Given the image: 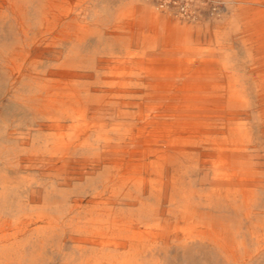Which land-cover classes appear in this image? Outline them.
I'll return each mask as SVG.
<instances>
[{
  "label": "bare ground",
  "instance_id": "bare-ground-1",
  "mask_svg": "<svg viewBox=\"0 0 264 264\" xmlns=\"http://www.w3.org/2000/svg\"><path fill=\"white\" fill-rule=\"evenodd\" d=\"M223 3L246 22L187 26L168 0H0V88L32 117L0 132V264L40 262L33 238L91 251L82 264H193L246 235L227 209L255 222L263 264L264 0Z\"/></svg>",
  "mask_w": 264,
  "mask_h": 264
},
{
  "label": "rangeland",
  "instance_id": "rangeland-1",
  "mask_svg": "<svg viewBox=\"0 0 264 264\" xmlns=\"http://www.w3.org/2000/svg\"><path fill=\"white\" fill-rule=\"evenodd\" d=\"M170 8L176 12L187 13V17H191L192 21L186 23L187 26H208L211 29H224L227 27V22L234 17L242 18L243 22L247 20V9L228 13L223 9L225 0H168ZM138 5V4H137ZM185 8V9H184ZM221 11L218 12V9ZM248 8H255L249 6ZM186 10V11H185ZM248 13V14H247ZM183 58L181 56L168 53L164 56V59L169 58ZM174 68L170 70L173 73ZM2 75L0 74V79ZM14 95L13 92L6 91L0 88V132L15 119H21L28 123L32 118L27 112H16L14 108ZM3 136L0 134V141L3 140ZM37 175V174H35ZM227 225H233L239 232L246 235H227V252L220 251L217 247H206V250H200L201 253L194 254L191 257L193 264H255V257L257 255L256 244L252 235L249 232H256L257 228L253 220H244L237 216L231 209H227ZM231 226V227H233ZM238 240L244 241V246H238ZM39 240L32 239L28 253L33 254L35 258L41 260L37 264H82L84 259H90L93 256L91 251H85L80 254L76 250L70 248L69 245H65L60 251L56 247L45 248L40 250L38 248ZM204 252H208L204 254ZM39 254V255H38ZM83 255V256H82ZM81 257V258H80ZM80 258V259H79ZM172 264H182L180 260L174 259ZM44 263H41V262ZM264 264V260L262 262Z\"/></svg>",
  "mask_w": 264,
  "mask_h": 264
}]
</instances>
